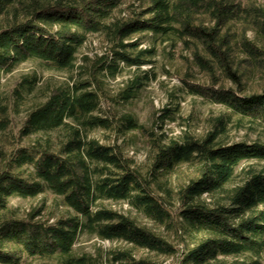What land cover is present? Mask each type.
<instances>
[{
    "label": "trees",
    "instance_id": "obj_1",
    "mask_svg": "<svg viewBox=\"0 0 264 264\" xmlns=\"http://www.w3.org/2000/svg\"><path fill=\"white\" fill-rule=\"evenodd\" d=\"M124 1L0 0V89L25 62L79 70L80 78L50 88L27 111L18 137L8 141L11 149H0V264H23L26 257L101 264L99 256L74 255L81 235L127 245L109 252L110 264H177L166 260L178 255L179 264H264V142L225 141V117L214 118L201 137L157 134L117 109L144 79L125 81L117 98L108 96L104 80L123 67L140 71L150 64L154 51L141 46L153 35L189 53V93L226 108L238 124L264 127V10L249 0H147L123 17L117 11ZM249 30L259 40H250ZM93 34L107 47L78 66ZM194 71L206 83L194 82ZM252 79L260 86L249 91ZM35 82V76L22 78L15 98L26 101L25 88ZM102 103L109 112L104 117L96 115ZM164 113L156 122L165 123ZM10 124V108L0 99V130ZM96 130L144 135L152 153L147 165L138 166L117 142L91 137ZM184 167L192 172L179 176ZM47 192L67 214L52 223L39 218L42 207L17 216L13 198L35 200ZM106 201L127 204L177 243Z\"/></svg>",
    "mask_w": 264,
    "mask_h": 264
},
{
    "label": "rangeland",
    "instance_id": "obj_2",
    "mask_svg": "<svg viewBox=\"0 0 264 264\" xmlns=\"http://www.w3.org/2000/svg\"><path fill=\"white\" fill-rule=\"evenodd\" d=\"M249 1L264 10V0ZM146 2L147 0H125L117 11V15L125 17L132 11L139 10ZM247 36L252 41L259 40L253 30H249ZM258 43L261 44V42ZM106 47L107 44L102 35H89L87 42L78 55L77 65L83 64L82 59L85 56L94 59L96 56L102 55ZM141 48L154 51L150 64L143 66L140 71L123 67L122 72L115 79L107 77L104 79L106 93L112 98H117L124 87L125 81L135 76L144 79V85L136 92L135 97L129 103L122 104L117 108L119 115L131 113L148 130H155L157 134L164 132L169 138H178L183 133L201 137L211 128V122L214 118L225 117L228 121V130L223 136L225 141L230 143H250L260 140L264 142L263 126L249 121L238 124L237 117L232 115L226 108L188 92L184 83V80L187 79L185 75L187 65L184 57H189V53L183 50L180 44L175 46L171 42L163 43L157 37L149 35L144 37ZM194 74V82L206 83L207 79L202 73L194 71ZM34 76L36 82L33 87L31 89L25 88L26 101L19 102L14 96V89L17 87V83L24 77ZM79 79V70L72 73L57 72L48 69L40 62L22 63L11 74L5 76L0 89V99L10 108L11 124L9 129L0 130V149H11L8 141H14L18 137V132L25 120L27 111L37 102L44 101L45 95L50 88L63 85L66 82L73 83V80ZM227 86L232 87L230 83ZM258 86H260L259 81L252 79L248 90H255ZM163 112L168 116V119L165 120L164 124H160L156 120ZM108 113L106 105L102 103L96 115L104 117ZM160 126L163 127V131L159 128ZM90 136L103 143L111 144L117 142L122 146L126 156L132 158L138 166H146L152 154L148 140L139 132H132L127 136H119L116 132L96 130ZM25 143L23 142V144ZM191 172V168L184 167L180 171L179 176H184ZM11 204L16 209L18 217H24L28 212L42 207L44 211L39 218L49 220L50 223L55 218L67 214V211L59 205V200L51 192H47L35 200L13 198ZM104 205L125 213L130 212L131 216L136 218L138 224L162 234L174 244L177 243L170 232L159 228L144 216L137 214L127 204L106 201ZM124 247L128 246L122 242H110L89 235H81L74 247V255L89 254L95 257L99 256L101 264H110L107 259L109 252ZM180 248L182 252L183 247ZM134 253L136 256L146 255L144 251L135 250ZM178 258H181V256L178 255L177 258H170L166 261L179 264ZM160 259L165 260L164 258ZM23 264H55V261L26 257Z\"/></svg>",
    "mask_w": 264,
    "mask_h": 264
}]
</instances>
